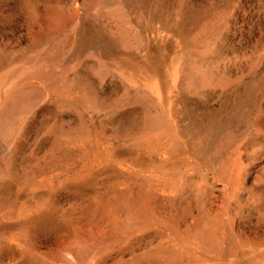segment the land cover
<instances>
[{
  "label": "rangeland",
  "instance_id": "obj_1",
  "mask_svg": "<svg viewBox=\"0 0 264 264\" xmlns=\"http://www.w3.org/2000/svg\"><path fill=\"white\" fill-rule=\"evenodd\" d=\"M0 264H264V0H0Z\"/></svg>",
  "mask_w": 264,
  "mask_h": 264
}]
</instances>
